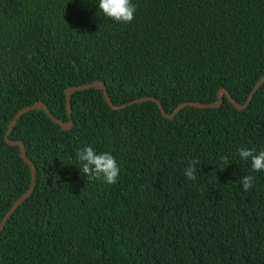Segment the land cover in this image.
<instances>
[{"label": "trees", "instance_id": "trees-1", "mask_svg": "<svg viewBox=\"0 0 264 264\" xmlns=\"http://www.w3.org/2000/svg\"><path fill=\"white\" fill-rule=\"evenodd\" d=\"M132 2L122 24L98 0H0V221L29 184L4 141L21 108L40 102L66 122L65 89L94 81L117 107L149 97L170 114L220 89L242 105L264 75V0ZM69 104L67 131L42 111L13 125L34 186L0 233V264H264V171L238 152L264 150V83L243 110L223 96L172 120L153 102L113 111L95 89ZM84 146L115 156V184L81 174Z\"/></svg>", "mask_w": 264, "mask_h": 264}, {"label": "clouds", "instance_id": "clouds-1", "mask_svg": "<svg viewBox=\"0 0 264 264\" xmlns=\"http://www.w3.org/2000/svg\"><path fill=\"white\" fill-rule=\"evenodd\" d=\"M136 10V5L132 0H98L99 13L118 23H131ZM238 152L242 160L251 161V168L254 172L264 171V150L257 153L255 149L240 148ZM76 159L79 162L78 167L81 174L86 176L88 180L101 179L107 184H115L120 176V167L115 156L110 152L97 153L93 147L84 146L76 152ZM222 162L225 165L230 164L227 156L222 157ZM198 163L197 159L188 161L184 169V174L188 180L197 179ZM254 179L251 175H244L240 179L243 190H251Z\"/></svg>", "mask_w": 264, "mask_h": 264}, {"label": "water", "instance_id": "water-1", "mask_svg": "<svg viewBox=\"0 0 264 264\" xmlns=\"http://www.w3.org/2000/svg\"><path fill=\"white\" fill-rule=\"evenodd\" d=\"M264 83V75H262L260 77V79L257 81V83L255 84L254 88L252 89V91L250 92L247 100L245 101L244 104L240 105L238 103H236L232 97L230 96L229 92L226 91L225 89H220L217 92L216 95V101L210 104H197V103H182L180 105H178L170 114H167L164 112L161 104L159 101H157L154 98H149V97H145V98H141V99H137L134 100L132 102H129L127 104H124L122 106H114L112 104V102L109 99V96L105 90V86L104 84H102L99 81H94L93 83L90 84H84V85H79L76 87H70L65 89L64 91V107H65V112L67 115V121L66 122H61L57 119H55L47 110V108L45 107L44 104L40 103V102H36L33 103L27 107L21 108L19 111H17L13 116L12 119L8 125V128L4 134V141L8 146H12V147H16L18 149V157L21 159V161L28 167L29 170V184L27 189L25 190V192L18 197L13 203L11 208L9 209V211L3 216V218L0 221V233L3 230V227L6 223V221H8V219L12 216V213L17 209V207L24 201L26 200L32 190H33V186H34V167L33 165L26 159L25 157V153H24V147L20 142L17 141H10L9 140V135L12 131L13 125L15 124V122L18 120L19 117H21L23 114L29 112V111H42L45 116L47 117L48 120H50L53 124H55L57 127H59L61 130L63 131H67L70 129L71 127V116H70V96L73 92H80L83 90H87V89H95V90H100L102 92V96L103 99L105 100L107 106L113 110V111H118L121 109H124L130 105L133 104H141V103H146V102H153L157 105L158 110L162 116L163 119L166 120H172L175 115L183 108L186 107H191V108H195V109H217L220 108L223 104V96H225L227 98V101L236 109V110H243L246 107L249 106L254 94L256 93V91L261 87V85Z\"/></svg>", "mask_w": 264, "mask_h": 264}]
</instances>
